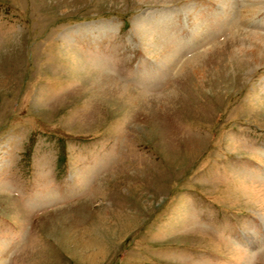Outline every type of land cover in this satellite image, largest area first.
Instances as JSON below:
<instances>
[{"label":"rangeland","instance_id":"rangeland-1","mask_svg":"<svg viewBox=\"0 0 264 264\" xmlns=\"http://www.w3.org/2000/svg\"><path fill=\"white\" fill-rule=\"evenodd\" d=\"M0 264H264V0H0Z\"/></svg>","mask_w":264,"mask_h":264},{"label":"bare ground","instance_id":"bare-ground-1","mask_svg":"<svg viewBox=\"0 0 264 264\" xmlns=\"http://www.w3.org/2000/svg\"><path fill=\"white\" fill-rule=\"evenodd\" d=\"M118 216H119V214H118ZM108 229V228H107ZM90 230H92L91 231V233H95V232H97L96 231V229L94 230V228H90ZM108 231V230H107ZM72 233V232H71ZM70 236V235H69ZM69 236H68V241L70 242V239H69ZM71 238H73V237H71ZM60 239V238H59ZM58 242V241H57ZM66 242L67 241H63V243H65V248L68 246V245H66ZM68 242V243H69ZM96 241H92V242H90V243H95ZM90 246H93L94 248H95V246L94 245H92V244H82V242L81 243H78V245H75V247H76V249H77V251H78V253H77V251L75 252V253H73V256L75 257V258H85V259H87V260H89L90 261V259H89V257H88V255H87V250H90V249H92V247H90ZM96 246H97V242H96ZM75 254V255H74ZM87 255V256H86ZM95 257H96V255H95Z\"/></svg>","mask_w":264,"mask_h":264}]
</instances>
